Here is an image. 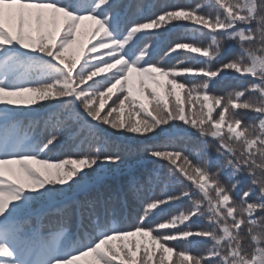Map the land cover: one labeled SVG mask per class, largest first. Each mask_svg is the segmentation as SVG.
<instances>
[{
  "label": "snow or ice",
  "instance_id": "snow-or-ice-1",
  "mask_svg": "<svg viewBox=\"0 0 264 264\" xmlns=\"http://www.w3.org/2000/svg\"><path fill=\"white\" fill-rule=\"evenodd\" d=\"M131 7L0 0V264H264V0Z\"/></svg>",
  "mask_w": 264,
  "mask_h": 264
},
{
  "label": "trees",
  "instance_id": "trees-1",
  "mask_svg": "<svg viewBox=\"0 0 264 264\" xmlns=\"http://www.w3.org/2000/svg\"><path fill=\"white\" fill-rule=\"evenodd\" d=\"M198 0H124L125 4L131 5V13L133 18L135 19H143L147 15H152L164 7H172L176 5L180 6H188L191 4H195ZM139 5L140 7H137ZM174 38V37H173ZM171 38H162L158 43L157 54L162 51L168 43H170ZM232 53H229L231 55ZM227 58V57H226ZM234 82L230 80H225L220 86L212 89L214 93H222L232 87ZM115 97H113L114 99ZM111 103V102H109ZM127 115V114H125ZM71 151L74 149H70L61 145L59 148L54 150L53 152H49L48 155L53 158H64L66 157ZM153 165L147 161L146 159H142L141 157H125L124 164L120 166L119 172L110 175L107 183L112 188H125L127 187V179L129 175H137L144 177L153 169ZM247 187V185H245ZM163 186H159L155 190V195H160L161 191H164ZM147 196L153 195L151 190L145 193ZM125 223L120 224L117 222L118 226L127 227L129 224L135 222V207L129 212L128 210L125 211ZM74 227V225H72ZM201 247H194L192 251L194 253L202 251Z\"/></svg>",
  "mask_w": 264,
  "mask_h": 264
}]
</instances>
